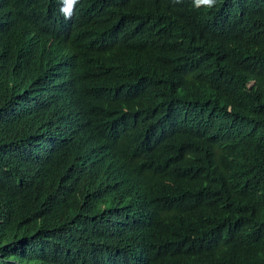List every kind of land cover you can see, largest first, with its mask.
I'll return each instance as SVG.
<instances>
[{
    "label": "trees",
    "instance_id": "1",
    "mask_svg": "<svg viewBox=\"0 0 264 264\" xmlns=\"http://www.w3.org/2000/svg\"><path fill=\"white\" fill-rule=\"evenodd\" d=\"M3 4L0 264H264V0H230L218 52L163 61L179 90L151 34L177 15Z\"/></svg>",
    "mask_w": 264,
    "mask_h": 264
},
{
    "label": "clouds",
    "instance_id": "2",
    "mask_svg": "<svg viewBox=\"0 0 264 264\" xmlns=\"http://www.w3.org/2000/svg\"><path fill=\"white\" fill-rule=\"evenodd\" d=\"M68 2H81L83 0H64ZM102 6L109 11H117L119 17H129L137 14L142 17L152 18L154 21H164L167 18L177 15L176 22L159 32H151L157 38V45L163 40V46L159 47L161 70L170 78V83L177 90L184 87V80L181 77L169 73L164 60L174 63L176 58L188 59L185 46L195 40H205L211 42V47L218 50L224 46L222 40L238 36L232 25L235 18L231 12L230 0H98ZM57 13L62 14V19H70L75 10L65 8ZM12 29V16L0 0V31ZM254 30L248 34L251 35ZM179 34L184 40L179 44ZM253 82L249 79L248 85ZM199 124V123H197ZM125 143L135 151L129 144L127 138L123 135ZM242 141V140H235ZM136 152V151H135ZM137 156L143 161L155 159L169 166L168 162L155 156L142 157L138 152ZM225 183L237 185L240 182L233 181L225 177ZM182 256H186V252ZM181 256L179 254L160 256L162 264H176V260Z\"/></svg>",
    "mask_w": 264,
    "mask_h": 264
}]
</instances>
